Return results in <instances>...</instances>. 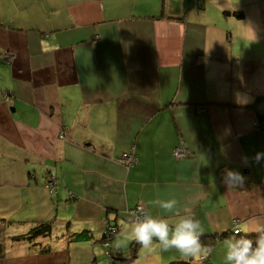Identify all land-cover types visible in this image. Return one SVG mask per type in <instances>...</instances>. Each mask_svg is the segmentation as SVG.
I'll return each instance as SVG.
<instances>
[{
  "label": "crops",
  "instance_id": "obj_1",
  "mask_svg": "<svg viewBox=\"0 0 264 264\" xmlns=\"http://www.w3.org/2000/svg\"><path fill=\"white\" fill-rule=\"evenodd\" d=\"M179 144L189 155L174 157ZM258 153L264 0H0V262L44 223L52 234L25 244L28 264H69L72 248L97 261L108 224L110 257L128 256L117 244L130 211L166 215L157 197L191 210L202 243L264 229ZM226 170L243 186L227 187ZM226 241L199 264H227Z\"/></svg>",
  "mask_w": 264,
  "mask_h": 264
},
{
  "label": "clouds",
  "instance_id": "obj_2",
  "mask_svg": "<svg viewBox=\"0 0 264 264\" xmlns=\"http://www.w3.org/2000/svg\"><path fill=\"white\" fill-rule=\"evenodd\" d=\"M262 155L264 154H257V162ZM244 180L245 177L239 172L226 170L223 183L227 187H242ZM152 204L166 215L153 216L150 212L144 211L142 217L137 216L125 225V231L122 233L125 239L118 242V247L127 240H134L142 249L151 253L156 249L158 242L161 251L175 249L183 259L192 260L195 264L208 257L210 249L201 242L204 234L202 223L191 214L187 206L182 207L175 198L160 199L159 197L152 201ZM167 217L178 219L170 224ZM233 231L234 235L226 241L224 259L227 264H264V229L253 230L247 226L243 228L238 226ZM252 232L258 234L255 245L253 239L249 238Z\"/></svg>",
  "mask_w": 264,
  "mask_h": 264
},
{
  "label": "rangeland",
  "instance_id": "obj_3",
  "mask_svg": "<svg viewBox=\"0 0 264 264\" xmlns=\"http://www.w3.org/2000/svg\"><path fill=\"white\" fill-rule=\"evenodd\" d=\"M5 224V223H2ZM129 224V222L127 221V223L125 225ZM27 232V231H26ZM118 237V236H117ZM132 240H128L127 244H126V251L130 254V247L132 245L133 248V242H131ZM13 242V241H12ZM14 243V242H13ZM17 245V247L15 249H12L8 244L4 245L3 247V252H4V259L1 260L0 264H9L7 263L8 261H11L10 264H28L27 262H30V260H24V258L26 256H29L31 254L30 251H25V242L23 243H15ZM20 244H23L20 247ZM96 246V245H94ZM93 246V247H94ZM99 246V245H97ZM115 247V246H114ZM138 247V248H137ZM80 248V247H78ZM91 249V247H89ZM100 248V247H99ZM213 247H211L212 249ZM102 253L99 254V251H97L98 253V257H97V261H94V256L92 253L90 254H86V250L85 249H70V254H71V260L69 262V264H114L111 260V257L108 256V253L110 251V249H105L101 247ZM135 250L139 251L140 255L139 258H136V260L138 261V264H154L157 260L159 261L158 263H163V264H168L171 263V261L176 257V255H180L181 254L179 252H177L175 249L171 250V251H161L159 249V246H156V249L149 253L148 251L142 249V247L140 245L135 247ZM163 255L165 254V259H163L160 254ZM107 254V256H106ZM208 258V257H207ZM111 259V260H110ZM134 260V261H136ZM178 260V259H176ZM134 261H127L125 263L122 264H136ZM26 262V263H25ZM175 263V261H172ZM189 263V262H188ZM191 264H195V263H191Z\"/></svg>",
  "mask_w": 264,
  "mask_h": 264
},
{
  "label": "trees",
  "instance_id": "obj_4",
  "mask_svg": "<svg viewBox=\"0 0 264 264\" xmlns=\"http://www.w3.org/2000/svg\"><path fill=\"white\" fill-rule=\"evenodd\" d=\"M6 223L3 220H0V224ZM52 234V224L51 223H44L40 224L34 228H32L28 233L20 234V235H15L11 238V240L14 243H23L25 242L26 244H30L33 246H36L35 241L40 238H48ZM234 235L233 230L227 234L223 235H218V236H213L210 238L205 239L204 243L209 249L218 241H225L229 238H231ZM257 235H249V238L253 239L254 245H255V240H256ZM113 238V237H112ZM111 238L105 237L103 241H107ZM105 243V242H104ZM39 245V244H38ZM135 241L133 242V248H131V252L128 256L122 257L117 259V257L111 255V259L114 261L115 264H122L127 261H133L136 258V250L135 247L138 246ZM138 248V247H137Z\"/></svg>",
  "mask_w": 264,
  "mask_h": 264
},
{
  "label": "built area",
  "instance_id": "obj_5",
  "mask_svg": "<svg viewBox=\"0 0 264 264\" xmlns=\"http://www.w3.org/2000/svg\"><path fill=\"white\" fill-rule=\"evenodd\" d=\"M5 96L7 99H9V97H11V95L8 93H6ZM261 128L262 127L259 124H255L254 131L257 132V131L261 130ZM61 137H63V136H61ZM173 155L175 158H181V157H185V156L189 155V153L183 147L182 144H179V146L177 148H175V150L173 151ZM121 162H122V164H124V166H126V168H130L137 163V158H136L134 152L126 153V154H123V156L121 158ZM55 185H56V180L53 179L52 176L48 177L46 188L49 190L50 193H53L56 190ZM144 211H146V210L142 205L136 206L134 209H132L130 211V216H131L132 220H134L137 216L142 217ZM107 226H108L107 231H106V237L107 238H112L118 234V227L117 226H112L110 224H108ZM235 228H237L236 224L233 227V230ZM233 233H234V231H233ZM108 246H109L108 242L105 241L104 248L106 249V248H108ZM108 256L110 257V253H108Z\"/></svg>",
  "mask_w": 264,
  "mask_h": 264
}]
</instances>
